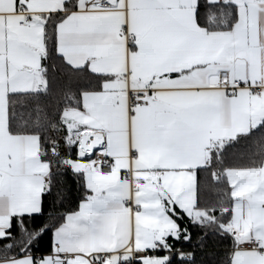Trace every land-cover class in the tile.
I'll return each instance as SVG.
<instances>
[{"label":"snow or ice","instance_id":"1","mask_svg":"<svg viewBox=\"0 0 264 264\" xmlns=\"http://www.w3.org/2000/svg\"><path fill=\"white\" fill-rule=\"evenodd\" d=\"M0 264H264V0H0Z\"/></svg>","mask_w":264,"mask_h":264},{"label":"trees","instance_id":"2","mask_svg":"<svg viewBox=\"0 0 264 264\" xmlns=\"http://www.w3.org/2000/svg\"><path fill=\"white\" fill-rule=\"evenodd\" d=\"M72 199H73V201L75 200V193H73ZM69 206L71 207V206H74V205L73 204H70ZM46 240H47V237L45 238V241Z\"/></svg>","mask_w":264,"mask_h":264}]
</instances>
